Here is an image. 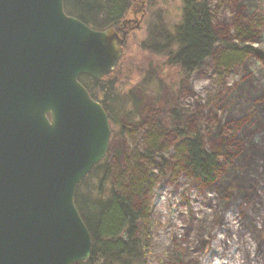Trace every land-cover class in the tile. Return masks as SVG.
<instances>
[{
    "label": "rangeland",
    "instance_id": "rangeland-1",
    "mask_svg": "<svg viewBox=\"0 0 264 264\" xmlns=\"http://www.w3.org/2000/svg\"><path fill=\"white\" fill-rule=\"evenodd\" d=\"M144 1L140 29L127 35L120 63L104 81L112 85L111 98L95 91L120 117L109 124L107 163L122 165L129 136L137 133L139 141L147 131L162 133L172 158L177 137L172 109L179 112V125L199 132L205 149L225 143L231 152L213 184H200L172 167L156 182L149 201L156 252L148 264H256L244 249L252 256L264 253V61L247 55L223 70L213 55L184 74L161 52L181 22L184 0ZM206 1L221 40L232 42L241 37L239 28L254 26L248 44L264 53V0ZM120 127L127 135L119 134ZM234 217L240 232L226 237L223 223Z\"/></svg>",
    "mask_w": 264,
    "mask_h": 264
},
{
    "label": "water",
    "instance_id": "water-1",
    "mask_svg": "<svg viewBox=\"0 0 264 264\" xmlns=\"http://www.w3.org/2000/svg\"><path fill=\"white\" fill-rule=\"evenodd\" d=\"M125 34L93 30L63 0H0V264H78L91 239L74 203L110 126L79 82L110 75Z\"/></svg>",
    "mask_w": 264,
    "mask_h": 264
},
{
    "label": "trees",
    "instance_id": "trees-1",
    "mask_svg": "<svg viewBox=\"0 0 264 264\" xmlns=\"http://www.w3.org/2000/svg\"><path fill=\"white\" fill-rule=\"evenodd\" d=\"M131 2L63 0V7L66 15L93 30L103 31L119 25ZM211 18L208 5L186 4L173 40L161 51L170 65L191 75L213 55L217 57V68L223 70L241 63L247 55L264 61V53L248 44L254 26L239 28L237 33L242 38L226 42L214 32ZM110 76L93 80L83 75L78 80L90 97L101 104L109 124L114 125L115 121L118 124L119 115L114 116L95 93L101 92L106 100L111 98L112 85L104 83ZM180 120L179 112L172 109L171 130L177 136L172 146V158H169L168 146L165 142L161 143L164 139L161 132L147 131L139 141L137 133H134L131 134L133 137L129 136L130 151L122 155V165H110L104 157L79 183L74 203L90 235L91 250L89 258L78 264H148L149 258L156 252L149 210L156 182L170 167L173 172H182L203 185L216 181L224 165L223 160L231 155L230 150L225 143L211 150L205 149L199 132H188L185 126L179 125ZM127 132L119 128V134L124 136ZM170 161L175 164L171 166ZM91 180L95 182L89 184Z\"/></svg>",
    "mask_w": 264,
    "mask_h": 264
},
{
    "label": "flooded vegetation",
    "instance_id": "flooded-vegetation-1",
    "mask_svg": "<svg viewBox=\"0 0 264 264\" xmlns=\"http://www.w3.org/2000/svg\"><path fill=\"white\" fill-rule=\"evenodd\" d=\"M189 2L201 3L207 6L206 0H200V1L184 0L183 11L185 9L186 4ZM132 4H133L132 5L133 9L132 10L129 9L125 18H123V20L119 23V25L115 27L120 37L123 34H125V40H126L127 35L130 32L140 29V26L143 22V18L145 16V1L144 0H132Z\"/></svg>",
    "mask_w": 264,
    "mask_h": 264
},
{
    "label": "bare ground",
    "instance_id": "bare-ground-1",
    "mask_svg": "<svg viewBox=\"0 0 264 264\" xmlns=\"http://www.w3.org/2000/svg\"><path fill=\"white\" fill-rule=\"evenodd\" d=\"M240 225H241V222H240V220H238V218L234 217L233 219H228L227 221H225L223 223V227H222L223 229L222 230H223L224 235L226 237H229L230 233L233 231L240 232V229L238 228ZM245 234H246V231H244V234L242 232L240 233L242 238H245ZM244 250L246 251V254L250 253V254H248V255H250V259L252 261H254L256 264H264V253H263L262 257L256 253H255V255L252 256L251 250H249L247 248ZM248 262H249V260H248ZM240 264H245V262H242ZM249 264H251V263H249Z\"/></svg>",
    "mask_w": 264,
    "mask_h": 264
}]
</instances>
